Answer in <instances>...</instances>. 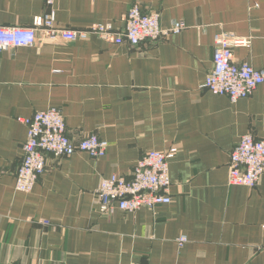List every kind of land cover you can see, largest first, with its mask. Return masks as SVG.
<instances>
[{
    "label": "crops",
    "instance_id": "crops-1",
    "mask_svg": "<svg viewBox=\"0 0 264 264\" xmlns=\"http://www.w3.org/2000/svg\"><path fill=\"white\" fill-rule=\"evenodd\" d=\"M133 4L160 12L162 28L185 27L137 47L38 34L0 51V264H264V175L252 189L227 185L240 137L264 140V83L236 103L200 90L218 33L249 39L233 59L264 72V0H55L56 27L120 28ZM45 12L43 0H0V26L31 27ZM49 108L70 138L94 134L108 148L99 159L47 155L33 190L18 193L19 118ZM171 148L169 204L100 213L101 179Z\"/></svg>",
    "mask_w": 264,
    "mask_h": 264
},
{
    "label": "built area",
    "instance_id": "built-area-1",
    "mask_svg": "<svg viewBox=\"0 0 264 264\" xmlns=\"http://www.w3.org/2000/svg\"><path fill=\"white\" fill-rule=\"evenodd\" d=\"M46 12L33 19L32 26H0V51L26 48L36 44L37 35L48 40H86L90 36L115 45L137 47L145 43H158L171 34L184 29L182 21L173 22L169 28L160 26V12L147 10L133 4L123 18V26L96 25L88 30H60L56 27L55 0H43ZM249 39L226 33H218L213 40L212 64L200 90L214 96L227 97L231 103L250 97L264 83V72L256 70L246 61L233 59L232 50L248 47ZM27 129L22 144V159L18 166L14 190L30 193L44 173L46 156L66 158L81 152L92 159L105 155L107 142L94 134L73 140L68 136L63 115L59 109L49 108L28 118H19ZM175 148L144 153L126 177L111 175L100 180L95 195L101 214L115 211L134 213L140 209L153 210L171 202L169 161ZM264 175V140H256L250 134L240 137L229 153L228 186L255 188ZM180 237V246L185 243Z\"/></svg>",
    "mask_w": 264,
    "mask_h": 264
}]
</instances>
